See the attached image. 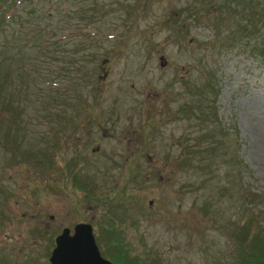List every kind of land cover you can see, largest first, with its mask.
I'll list each match as a JSON object with an SVG mask.
<instances>
[{
  "label": "rangeland",
  "instance_id": "obj_1",
  "mask_svg": "<svg viewBox=\"0 0 264 264\" xmlns=\"http://www.w3.org/2000/svg\"><path fill=\"white\" fill-rule=\"evenodd\" d=\"M18 4L0 24V264H51L78 221L128 264L229 263V232L264 225V62L222 35L264 0ZM222 127L237 173L204 150Z\"/></svg>",
  "mask_w": 264,
  "mask_h": 264
},
{
  "label": "trees",
  "instance_id": "obj_2",
  "mask_svg": "<svg viewBox=\"0 0 264 264\" xmlns=\"http://www.w3.org/2000/svg\"><path fill=\"white\" fill-rule=\"evenodd\" d=\"M21 0H11V3L8 1L5 2L4 0H0V24L1 22H8L9 20H18V9H19V2ZM241 2H244L245 0H238ZM248 1V0H246ZM16 2V3H15ZM228 6V5H227ZM247 5H243L245 8ZM11 7L13 9V13H7V10ZM132 7V6H131ZM231 12L234 11L233 6L231 7ZM254 9H252L253 12ZM251 13V11H249ZM255 13V11H254ZM261 16L259 18H250L252 15H248V18H243V21L236 22V25H231L228 27L226 34L222 35V44L226 42V44H229L231 41L235 42L237 44L244 45V47L247 48V50L252 53L255 57H258L261 59V61L264 62V37L259 40H251V36L254 35L259 29H260V23L261 26H264V11L261 12ZM83 27V26H82ZM84 28V27H83ZM245 37L246 39L242 41V38ZM60 38L54 37V41H59ZM230 45V44H229ZM3 71L2 75H0V89L1 85H4L6 82L7 76ZM1 97V95H0ZM1 100V98H0ZM188 107V106H187ZM4 107H2L3 109ZM8 108V107H6ZM225 129L222 127V145H221V139H218L219 142L215 139L212 140L211 143L208 144L207 147L204 148V150L207 152V154H214V152L217 150L218 147L222 148V163L225 164L227 170H232V173H237L240 171L238 167V163L241 162V159L238 158L236 150H235V143L230 140V138L227 137V134L229 132H225ZM210 136L211 133H208ZM15 148L10 151V159L12 161H15L17 157H15ZM178 160H180V164H190L191 162V154H183L182 156L178 157ZM242 164V163H241ZM243 165V164H242ZM240 166V165H239ZM72 178L74 179L73 175ZM64 183L67 184L66 181ZM70 184H73V186H78L75 181L71 182ZM83 186V185H82ZM79 187V186H78ZM77 187V188H78ZM263 195L258 192H253L248 189L244 188L242 189V198H244L243 202H250L251 198H259ZM248 198V199H246ZM253 221V218L251 217L250 220L247 221L246 232H242L241 230H233L230 233L231 238L233 239V255L228 261L229 263L224 264H264V225L259 223V220L257 219V222ZM102 226V225H101ZM105 226V225H104ZM102 229V227H100ZM108 230V231H107ZM106 231L100 230V236H104V239L108 241L107 237L109 238L111 236L112 229H107ZM115 237L113 236V239ZM112 239V240H113ZM105 241L104 247L107 245L108 253H106V256L110 258L114 263L116 264H128L130 260L133 258H127L126 261H123V258L121 255L125 258L127 256L124 255V248L121 246L117 247L115 246L112 248V246L117 243L113 242L107 243ZM106 244V245H105ZM100 247V246H99ZM154 263V262H153ZM153 263H144V264H153Z\"/></svg>",
  "mask_w": 264,
  "mask_h": 264
},
{
  "label": "water",
  "instance_id": "obj_3",
  "mask_svg": "<svg viewBox=\"0 0 264 264\" xmlns=\"http://www.w3.org/2000/svg\"><path fill=\"white\" fill-rule=\"evenodd\" d=\"M48 261L51 264H115L100 255L92 226L86 221L75 222L71 233L67 226L61 228L54 236Z\"/></svg>",
  "mask_w": 264,
  "mask_h": 264
},
{
  "label": "flooded vegetation",
  "instance_id": "obj_4",
  "mask_svg": "<svg viewBox=\"0 0 264 264\" xmlns=\"http://www.w3.org/2000/svg\"><path fill=\"white\" fill-rule=\"evenodd\" d=\"M73 226V225H72ZM72 226L71 227H68L69 228V232L71 233L72 232ZM60 231V230H59ZM58 231V232H59ZM92 233H93V230H92ZM56 234H54V236H55ZM54 236H53V244H54ZM93 236H94V240H95V243H96V245H97V242H96V238H95V235H94V233H93ZM98 246V245H97ZM98 249H99V247H98ZM125 251V250H124ZM99 252H100V249H99ZM100 254L103 256V257H105V258H107V259H109V260H111L110 258H108L105 254H103V253H101L100 252ZM133 257V256H132ZM112 261V260H111ZM113 262V261H112ZM145 263V262H144Z\"/></svg>",
  "mask_w": 264,
  "mask_h": 264
}]
</instances>
